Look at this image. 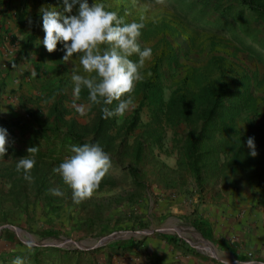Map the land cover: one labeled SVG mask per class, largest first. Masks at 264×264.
<instances>
[{"label":"rangeland","instance_id":"374dc122","mask_svg":"<svg viewBox=\"0 0 264 264\" xmlns=\"http://www.w3.org/2000/svg\"><path fill=\"white\" fill-rule=\"evenodd\" d=\"M93 2L94 0H89V4ZM95 2H102L107 10L115 12L119 7L126 6L128 14L132 17L134 15L143 17L146 28L149 27V21L177 19L172 18L176 15L174 12L176 7H172L170 0H161L159 3L157 0H95ZM9 3L18 4L20 10L24 11V14L20 12L19 15L17 14L23 42L28 37L29 44L32 37L37 35L32 41L34 49L36 51L39 48L45 49L41 43L44 32L39 9L41 6L54 7L63 12V0H9ZM78 7V4L74 6L72 14H76ZM10 15H13L12 10L9 11ZM29 18L33 21L31 26L28 23ZM179 25H181V31L173 35L172 43L177 44L180 66L166 63L163 67L162 75L167 94L170 87L183 76L185 64H191L193 69L199 68L197 72L203 74L202 77L213 78L219 75V72L217 70L208 72L204 69L209 58L215 55V57L220 55L228 57L229 52L228 44L219 37L205 33L195 35L194 32L188 31L187 23L181 22ZM30 28L31 31H29ZM189 36L192 37L191 44L196 42V48H188L185 39ZM204 40L212 41L211 50L208 45L202 50ZM151 42L152 39L149 40V37L140 40L144 46ZM62 49L63 45L58 44L57 50L50 53L52 60L47 59L50 65L54 61L57 63L62 60L65 54ZM230 61L234 66L237 63L234 68L238 70L236 74H239L242 69L251 71L259 68L260 74L264 71L261 60L251 53L235 52L233 57L230 55ZM58 64H61L60 69L51 75V91L60 94L58 100H41L39 97L35 100H11L9 105L6 100H0V116L9 120L8 124H12V130L7 131V145L22 144L27 147V144L31 143L42 153L41 155L35 153L36 164L29 173L32 177L30 181L24 179L23 171H16L17 159L28 154L19 156L10 152L8 154L6 151L5 156H0V200H2L0 252L24 250L28 248L26 242H30L32 246L54 245L72 249H93L98 264H113L115 258L126 256L128 253L125 252L129 251L125 249L120 251L115 248L118 241L134 238L138 240L137 245H140L142 241L149 238V235L161 233L162 230L171 229L172 226L175 227V231L184 233L185 226L180 225L182 223L179 221L174 223L175 216L184 220L183 217L196 210L201 203L208 205L213 200L227 196L233 202L239 195V199L241 196L244 201H249L251 211L254 208H264V115H258L255 120L252 112L242 110L236 116L237 125L242 130L255 133L253 140L256 157L260 161L263 160L258 168L262 169L263 173L252 170L254 166L248 165H245L242 172L228 171L222 175H213L209 173L208 168H203L200 169L202 179L199 181L193 170L179 161L178 142L185 136L188 124L181 121L173 125L168 120H164L162 142L151 144L149 131H147L150 127L149 104L143 103L140 94L134 92L131 94L133 106L123 116H115L108 130L114 137L113 148L102 147L110 156L111 168L108 172L116 184L113 187L106 184L99 185L91 198L80 204H74L71 189L63 182L61 176L53 171L60 164L57 161L58 158L64 161L72 154L71 148L74 144L67 143L61 155H52L51 146L47 143L49 136L41 129L47 127L54 137H62L64 134H69L68 132L77 131L84 135L82 138L84 142L93 143L92 125L97 119V113L93 108L95 105L90 104L87 99L86 89L82 90L80 100L76 101L77 104L86 105L85 115H79L72 107V71L76 70L78 74L86 75L79 64L78 56L73 55L68 62L62 60L56 65ZM240 85L236 84L238 87ZM251 88L253 96L257 98V114H261L264 112V81L261 86ZM126 98L127 96L122 97V99ZM140 102L143 105L139 111L137 126L127 131L126 121ZM117 104L118 102L114 101L109 106L115 109ZM161 117L164 118L163 115ZM3 121L0 119V127L6 129V123L4 124ZM152 121L153 119L151 123L154 125ZM157 126L160 128L161 123L158 122ZM9 133L12 135L9 136ZM138 144H140V152L135 150ZM131 165L137 167L135 176L128 170ZM42 175H45L49 184V193L50 189L58 187L64 195L53 196L50 193L49 197L44 196L45 190H38L33 186L34 180ZM134 179H138L139 182ZM22 186L26 188V193ZM11 195H18L22 202L15 199L16 203L12 205ZM241 204L245 209L246 203L241 202ZM3 214L7 216L2 218ZM6 227L13 231L12 234L18 240H7L2 237ZM42 229H47L49 232L46 233ZM191 241L203 246V241L198 237H193ZM257 260L264 261L260 257ZM9 262L8 264H12V261ZM25 262L23 264H33L31 260ZM50 262L54 263L53 261L48 263ZM0 264L4 263L0 262Z\"/></svg>","mask_w":264,"mask_h":264},{"label":"trees","instance_id":"16d2710c","mask_svg":"<svg viewBox=\"0 0 264 264\" xmlns=\"http://www.w3.org/2000/svg\"><path fill=\"white\" fill-rule=\"evenodd\" d=\"M170 3L173 8L176 7L174 9L176 15L172 18L177 19L149 21V27L147 28L141 20V16L134 15L132 17L128 14L126 6L119 7L116 11L118 16L126 23L136 21L144 24L139 43L141 39H147V37H149V40L152 39V42L147 46L140 43L142 49L144 47L151 48L152 55L150 59L145 61L143 68L140 69L142 79L136 83L133 91L140 94L143 103L149 104L150 127L147 131H149L150 143L162 142L164 120H168L173 125L184 121L188 126L185 136L180 138L178 142L179 161L192 169L198 176L199 181L202 179L200 169L203 168H208L209 173L213 175H222L228 171L231 173L242 172L245 165H248L250 167L254 166L252 170L263 173V170L258 168L263 160L260 161L256 156L252 157L249 154L251 149L247 145L249 137L253 138L255 133L242 130L237 125L236 116L242 110L252 112L255 120L258 115H264V112L257 114V98L253 96L251 88L261 86L264 81V71L262 75L259 68L251 71L242 69L239 74H236L238 70L234 68L237 63L234 66L233 62H229V57L230 55L233 57L235 52L251 53L261 60L264 67V0H170ZM19 12L24 14L23 10H19ZM181 22L187 23L189 26L188 31L194 32L195 35L205 33L209 36L219 37L228 44L229 52L228 57L224 55L215 57V55L209 58L204 69L208 72L217 70L219 75L213 78L202 77L203 74L197 72L199 68L193 69L191 64H185V67H183V64V76L170 87L171 89L167 94L162 75L163 67L166 63L180 66L179 50L177 44L172 43V37L181 31V25H179ZM191 39V36L185 39L188 48H196V42L191 44ZM211 44V40L209 42L204 40L202 50L207 45L211 50ZM228 48L226 47V49ZM130 59L138 61V56L134 54ZM227 70H229L228 73ZM207 73L206 76H208ZM237 83L241 84L240 87L236 86ZM142 102L134 108L126 121L125 129L127 131L137 126ZM108 107L114 109V107ZM93 108L96 109L97 113V119L92 125L93 143H98L104 148H113L114 137L108 130L115 116L103 118L100 106L95 105ZM151 119H153L154 125L151 123ZM158 122L161 123L160 128L157 126ZM3 123H6L7 131L12 130V124H8L6 121H3ZM41 130L49 136L47 143L51 146L50 152L52 155H61L67 143L77 146L86 143L82 139L84 135L77 131L68 132L69 134H64L62 137H54L47 127H42ZM22 143L25 142L22 141ZM139 145L135 147L138 152L141 151ZM27 147H33V145L28 143ZM27 147L22 144L15 146L11 143L6 146L8 154L10 152L19 156L28 154ZM37 154L41 155L42 153L38 150ZM57 161L63 162L59 158ZM136 168L131 165L128 170L135 176ZM12 175L11 177H13ZM110 176L108 172L103 177L100 185L106 184L113 187L116 183ZM134 180L139 182L138 179ZM33 186L38 190H45L44 196H50L49 184L45 175L36 178ZM23 191L26 193L25 187ZM17 196L11 195L13 197L12 205L16 203L15 199L22 202ZM1 204L2 200H0ZM5 216L7 215L3 214L2 218H5ZM195 226L202 231L196 222ZM42 230L46 233L49 232L47 229ZM12 233L13 231L6 227L2 237L7 240H18ZM202 233L208 236L206 231H202ZM163 236L166 239L173 240L172 236ZM137 241L134 238L120 240L115 248L127 250L135 246ZM16 257H20L23 263L26 260H31L33 264H98L93 249L33 245L31 248L24 250L0 252V262L4 264L10 263L9 261H13ZM49 261L54 263H48Z\"/></svg>","mask_w":264,"mask_h":264},{"label":"clouds","instance_id":"9594fccd","mask_svg":"<svg viewBox=\"0 0 264 264\" xmlns=\"http://www.w3.org/2000/svg\"><path fill=\"white\" fill-rule=\"evenodd\" d=\"M159 2L161 0H157ZM63 3V12L54 7L41 6L39 9L44 32L41 43L49 53L55 52L57 45L62 44L65 53L62 60L65 62L73 55L78 56L86 75L72 71V107L79 115H85L86 105L76 101L86 89L89 103L100 106L103 118L123 116L133 106L131 94L136 83L142 79L140 69L152 55L151 48L142 49L138 42L144 24L136 21L126 23L117 12L107 10L104 3L95 0L92 4L89 0H71V3L63 0ZM77 4L76 14H72ZM28 23L30 26L33 23L31 18ZM134 54L138 56V61L130 59ZM125 96L127 98L122 99ZM114 101L118 104L115 109H110L108 106ZM7 137V129L0 127V156L6 154ZM247 145L251 149L249 154L257 156L253 138L249 137ZM37 151V147H29L28 155L17 159L16 171H23L24 179L29 181ZM71 153L53 171L71 189L73 203L80 204L91 198L99 187L111 168V159L98 143L73 145ZM50 193L53 196L64 195L58 187L50 189ZM26 247L31 248L32 244L26 242ZM12 264H23V261L16 257Z\"/></svg>","mask_w":264,"mask_h":264},{"label":"crops","instance_id":"0c3cea01","mask_svg":"<svg viewBox=\"0 0 264 264\" xmlns=\"http://www.w3.org/2000/svg\"><path fill=\"white\" fill-rule=\"evenodd\" d=\"M13 5L9 0H0V100H6L8 105L11 100L39 97L58 100L60 94L51 91V75L60 69L61 64H56L62 60L50 65L51 54L42 48L36 51L32 45L37 35L29 44L28 37L23 42L17 15L20 8ZM11 10L13 15L9 16ZM0 119L9 121L1 116ZM237 196L233 202L227 196L208 205L201 203L184 220L175 216L174 223H182L186 232L179 233L172 226L149 235L140 245L137 242L127 249L128 255L115 258L113 264H264L257 260L264 254V208L251 211L249 201ZM241 202L246 203L245 209ZM195 222L208 236L203 235ZM163 235L172 236L173 240ZM193 237L203 241V246L192 242Z\"/></svg>","mask_w":264,"mask_h":264},{"label":"built area","instance_id":"2783aa9c","mask_svg":"<svg viewBox=\"0 0 264 264\" xmlns=\"http://www.w3.org/2000/svg\"><path fill=\"white\" fill-rule=\"evenodd\" d=\"M249 254H253V252H249ZM261 258L264 259V254H261Z\"/></svg>","mask_w":264,"mask_h":264},{"label":"water","instance_id":"95a60500","mask_svg":"<svg viewBox=\"0 0 264 264\" xmlns=\"http://www.w3.org/2000/svg\"><path fill=\"white\" fill-rule=\"evenodd\" d=\"M70 240V239H69Z\"/></svg>","mask_w":264,"mask_h":264}]
</instances>
